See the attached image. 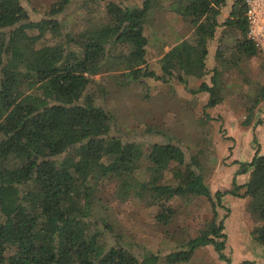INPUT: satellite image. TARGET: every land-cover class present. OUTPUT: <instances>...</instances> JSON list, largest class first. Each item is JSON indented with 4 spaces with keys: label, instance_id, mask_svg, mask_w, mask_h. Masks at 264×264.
I'll return each instance as SVG.
<instances>
[{
    "label": "trees",
    "instance_id": "1",
    "mask_svg": "<svg viewBox=\"0 0 264 264\" xmlns=\"http://www.w3.org/2000/svg\"><path fill=\"white\" fill-rule=\"evenodd\" d=\"M125 1L106 2L99 27L74 32L59 18L70 0L53 4L36 21L21 0H0V264H186L207 246L228 264L224 226L217 219L225 195L248 199L261 222L253 240L264 248V155L256 151L240 164L238 173H249L245 184L212 195L197 157L188 161L183 147L172 140L156 142L147 148L145 176L139 180L133 174L136 146L110 134L113 117L103 106L102 85L94 79L118 68L124 85L174 79L186 86L188 78H205L207 43L228 0H143L141 8L124 6ZM160 1L189 28L179 34L183 41L159 59L162 76L146 65L144 34ZM246 25L243 0H235L223 26L244 36L238 61L257 54L245 36ZM230 52L224 49L223 61L233 67L235 52ZM220 75L214 69L209 83L203 81L191 92L209 94L207 108L223 101ZM262 102L264 85L245 108L243 125L251 124ZM122 182L130 188L119 192L121 200L131 190L134 195L150 193L158 207L156 221L164 229L176 215L172 201L202 198L211 206V217L172 252H133L91 209L107 188L115 194Z\"/></svg>",
    "mask_w": 264,
    "mask_h": 264
},
{
    "label": "rangeland",
    "instance_id": "2",
    "mask_svg": "<svg viewBox=\"0 0 264 264\" xmlns=\"http://www.w3.org/2000/svg\"><path fill=\"white\" fill-rule=\"evenodd\" d=\"M61 0H21L32 20L42 18L44 12ZM110 0H70L60 20L74 32L99 27L103 19V5ZM143 0H126L123 5L141 8ZM165 2L159 7L149 21V31L159 27L173 25L182 31L189 28L186 21L178 15L168 13ZM167 12V14H166ZM163 25V26H162ZM154 38L156 35L151 34ZM155 41V40H154ZM153 42V40H152ZM245 63V73L232 75L222 72L223 101L213 108L205 107L209 94L199 92L197 96L189 94L199 88L206 76L191 85L179 84L176 80L162 83L146 79L142 85L125 81L122 71L118 69L102 72L94 79L104 90V108L112 115L111 135L123 143L134 144L137 158L133 174L142 180L147 166V148L156 142L172 140L183 147L187 160L195 156L204 183L211 194L224 192L247 182L248 174H239L241 163H247L252 152L260 147L264 151V139L255 137L254 125L260 118L264 119V106L254 110L250 125H243L248 108L256 95L258 87L264 85V56L257 54ZM150 71L159 73L158 66L149 65ZM263 103V102H262ZM114 144V143H111ZM256 151V150H255ZM129 183L122 182L118 192L107 188L102 199L92 206V215L101 223L111 224L115 233L121 234L133 252H151L165 255L177 249V245L195 236L198 230L211 217L210 204L202 199H190L170 202L175 210V217L168 229L156 221L158 207L153 204L150 193L139 190L135 195L131 190L125 200L120 193L130 188ZM120 192V193H119ZM244 189L239 190V195ZM223 208H217L218 221H222L225 235L223 254L228 264H264V248L257 245L252 236L256 227L261 225L257 214L248 206V199L240 196L225 195ZM186 264H226L213 247L207 246L197 250Z\"/></svg>",
    "mask_w": 264,
    "mask_h": 264
},
{
    "label": "crops",
    "instance_id": "3",
    "mask_svg": "<svg viewBox=\"0 0 264 264\" xmlns=\"http://www.w3.org/2000/svg\"><path fill=\"white\" fill-rule=\"evenodd\" d=\"M169 2V1H168ZM235 3V0H228L224 7L221 8L220 14L217 17V23L218 27L215 29L214 37L207 43L208 44V54L206 56V67L208 70V77L212 75L214 69H218L219 72H231L232 75H242L245 73L244 66L245 63L248 61L253 60V57H246L242 56L241 60L238 61V54H237V47L240 44L241 40L244 38V36L240 35L237 31H234L232 29H228L227 27L223 26L224 21H226L232 13V8ZM168 3L165 2L164 10L168 11V13L172 14V12L168 9ZM167 14V12H166ZM163 26V25H162ZM148 27V26H147ZM145 28L144 34L148 39V43L146 46V65L149 67V65H156L158 66L159 73L158 76H162L160 65H159V59L168 52L173 46L176 44H179L181 40H179V34L181 30L179 27H175L173 25L170 26H163L157 28V30L149 31L148 28ZM151 34L156 35V38H154ZM153 40V42H152ZM155 40V41H154ZM224 49H231L230 54H233V51L235 52V57H233L231 62H234L235 65L233 67H230L226 62L223 61V58L226 56L222 53ZM237 51V52H236ZM210 78V77H209ZM171 80V79H170ZM174 80V79H172ZM198 80L188 78L187 82L188 85H191V82L197 83ZM179 83V82H178ZM180 84V83H179ZM187 90L189 94H192L191 92H196L197 88L193 89L191 91V87H187ZM197 94H193L197 96ZM207 104V103H206ZM206 106V105H205ZM264 106V102L259 105L258 108V116L259 111H262V108ZM260 120L264 121L263 118H260ZM255 132V137L260 141L261 138L264 139V125H252ZM256 151H259V154L264 155V151L262 149L261 143L260 147H257L255 149ZM252 152V156L255 154L256 151ZM249 160V161H250ZM249 177V173L247 178Z\"/></svg>",
    "mask_w": 264,
    "mask_h": 264
},
{
    "label": "built area",
    "instance_id": "4",
    "mask_svg": "<svg viewBox=\"0 0 264 264\" xmlns=\"http://www.w3.org/2000/svg\"><path fill=\"white\" fill-rule=\"evenodd\" d=\"M245 6L246 38L264 56V0H243Z\"/></svg>",
    "mask_w": 264,
    "mask_h": 264
}]
</instances>
